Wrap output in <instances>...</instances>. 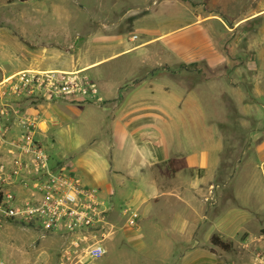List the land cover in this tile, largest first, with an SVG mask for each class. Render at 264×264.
<instances>
[{"label":"rangeland","instance_id":"1","mask_svg":"<svg viewBox=\"0 0 264 264\" xmlns=\"http://www.w3.org/2000/svg\"><path fill=\"white\" fill-rule=\"evenodd\" d=\"M259 1L0 0L1 72L67 71L46 67L68 65L72 57L77 59L76 65L79 67L91 57L88 47L82 46L83 41L85 45L87 41L101 43L92 36L93 33L94 36L104 35L102 43L107 46L103 56L105 60L92 70H68L88 75L100 90V100L10 98L7 103L22 102L24 109L27 105L36 106L41 103L47 107L57 103L58 110L49 109L46 113L53 118L51 124L60 123L56 127H64L66 114L76 123L72 122L70 138L55 133V126H48L47 134L40 140L54 158L51 162L57 167L67 168L66 172L77 173L98 189L105 187L106 181L118 178L114 171L118 163L112 161L108 153L106 158L100 157L101 153L108 151L101 146L98 124L101 126L100 131L106 128L109 130L113 113H103L110 106L102 96L97 80L120 78L127 72L145 68L147 65L142 63L143 59L158 53L161 55L160 47L170 35L179 33L180 37L187 39L191 34H204L207 28H211L217 33L219 48L233 61L230 65L233 69L251 62L250 66L247 64L248 74L233 80L226 79L223 67L210 73L203 65L178 63L174 53L166 47L165 63L159 62L148 70L153 73L164 71L166 103H193L194 96L198 102L199 97H205L201 98L203 101L200 104L203 103L202 107L210 111L202 113L205 119L215 118V122L208 127L213 133L218 132L221 162L218 175L204 185L202 195H198L194 201L200 206L199 213L205 216L206 224L201 229L202 239L207 240L211 225L220 218L226 216L230 220L235 214L250 218L245 229H239L231 241H225L231 243V249L219 250L216 258L220 264H252L255 254L264 248V182L260 171L264 159V74L262 78L257 77V60L262 50L258 30L261 19L247 22L243 26L244 31L239 27L229 32V28L236 20L246 17L249 8L252 7L250 12L257 8ZM198 17L203 18L204 24L198 26L199 23H195ZM88 33L91 34V40H86ZM76 36L78 40L75 46L70 47L69 43ZM119 39L125 49L146 40L150 42L145 48L117 54L125 50H120ZM262 47L264 49V39ZM162 81L155 79L156 87ZM207 84L213 86L211 91ZM172 85H181L183 92L178 94ZM200 85L204 87L199 89ZM229 86L239 92L234 93ZM167 113L170 118L176 117L173 115L176 111L169 110L165 112V119ZM55 114L59 120L53 117ZM195 114L193 111L186 112V130L193 135L197 128ZM112 188H116L114 183ZM182 193L185 195L188 191ZM113 197L118 213L113 212L112 205L106 204L111 222L109 229L113 234L104 242L106 254L103 257L94 260L72 257L69 260L63 256L69 241L66 234L45 233L37 227L12 222L4 223L0 228L2 257L8 264L183 263L185 257L182 253L185 251L179 248L175 239L168 238L165 222L160 219L153 205L148 204L150 209L141 210L144 221L141 229L137 230L128 227L126 218L120 213L126 203L124 197L116 190ZM103 200L107 203L105 197ZM173 201H165V214L194 213V209L185 207L187 201L175 205ZM128 204L136 209L135 204ZM173 251L176 254L172 256ZM192 259L193 256H188L186 264H190ZM79 260L82 263H78Z\"/></svg>","mask_w":264,"mask_h":264},{"label":"crops","instance_id":"2","mask_svg":"<svg viewBox=\"0 0 264 264\" xmlns=\"http://www.w3.org/2000/svg\"><path fill=\"white\" fill-rule=\"evenodd\" d=\"M251 8L248 9L249 13L246 17L233 22L229 32H233L239 27L244 31L243 26L247 22L256 18L261 19V22L258 23V30L260 32L262 50L261 56L257 60V77L262 78L264 74V49L262 47V40L264 39V0H260L258 7L253 9L252 12H250ZM195 23H199L198 26L204 24L203 18H196ZM93 34L92 36L101 43L87 41L85 45L83 41L82 46L88 47V52L91 56L83 65L78 67L76 65L77 59L72 57L68 65L48 66L46 69L92 70L95 65L105 60L103 56L107 47L102 43L105 40L104 35L94 36ZM178 34L170 35L166 38L165 44L160 47L161 55L158 53V55H150L145 60L143 59L142 63L147 65L145 68H139V71L135 70L131 73L127 72L121 75L120 78L114 77L108 80L106 77V79L99 78L97 80L101 94L108 100V105L110 106L107 109L105 108L103 113L107 114V111L113 113L112 127L109 130L106 128L100 131L101 126L98 124L101 134V146L108 151H105L104 154L101 153L102 156L99 154L100 157L106 158L108 153V157L118 163V166L115 164L114 169L118 178L106 181L105 187L99 188L100 196L102 199L103 197L107 199V206H113L114 213L115 211L118 213L113 197L115 190L124 197L126 203L135 204V208L139 213L137 230L141 229L144 221V215H142L141 210L143 208L150 209L148 204L153 205L160 219L165 222L168 238L175 239L177 241L176 244L180 246L179 248L185 251L182 253L185 257L182 264L188 262L187 257L190 255L193 256L190 264H220L216 257L219 254V250L223 251V249L212 243V237L216 235L223 241L228 239L231 241L239 229L246 228L250 218L245 219L240 214L232 215L230 220L229 218L226 219V216L220 218L211 225L207 240L206 238L202 239L201 229L206 224L205 216L199 213L200 206L194 201L198 195H202L204 185L219 173L221 159L219 157L220 149L218 143L220 140L218 132L214 131L213 133L212 129L208 127L210 126L209 124L215 122V118H204L202 112H208L210 109L202 107L203 103L202 105L200 104V101H203L201 98H205L202 95L203 92H196L202 95L198 98L199 102L194 96L193 103H182L179 101L166 103L164 71L153 73V71L149 72L148 69L153 68L159 62L165 63V47L174 53L178 63L203 65L210 73L215 72L217 68L223 67L226 79L230 78L233 80L234 78L243 77L245 73L248 74L247 64L250 66L251 62L243 63L244 65H241L240 69H233L230 66L233 61L219 48L217 33L211 28H207L204 34L197 33L194 36L191 34L187 39H183ZM90 35L88 33L86 40H91ZM77 37L69 43L70 47L75 46V42L78 40ZM130 40L133 41L132 38ZM121 42L119 39L118 46L122 48L120 50H124L125 48ZM149 42L150 40H146L117 54L145 48ZM147 52H150V50H147ZM253 63L255 62L253 61ZM17 72L19 71L6 74L0 71V82ZM240 72L241 74H239ZM155 79L164 81L158 84L159 87H156ZM180 86L172 85V88L177 89L178 94H181L183 91L182 86ZM207 86L211 91L213 86L210 84H207ZM203 87L204 85H200L199 89ZM229 88L236 94L239 92L233 90V86H229ZM258 88L259 90L262 89L260 86ZM3 92L4 89L0 87V108L6 105L9 114L4 118L0 117V131L1 129L3 131L8 129L10 131L8 136L18 133L20 130L18 120L24 115H30L38 119L40 127L39 140L47 134L48 126L56 127L58 124L60 125V123L51 124L53 118L46 114L49 109H51L50 111L58 110L57 103L47 107L41 103L36 106L27 105L25 110L22 102L7 103V100H10L11 97H4ZM231 94L233 93L231 92ZM165 110L176 111V113H173L176 117L170 118L167 113V119H165ZM215 110L217 111V109ZM187 111L196 113L194 115V119L197 122L195 135L186 130ZM199 112L200 114H198ZM53 117L59 120L57 114ZM72 122L76 123L66 114L65 126L60 128L53 127V130L62 137L70 138L69 131L72 128ZM6 153L7 146L0 143V158L4 157ZM82 180L85 184L93 186L87 183L84 178ZM113 183L116 185L115 190L112 188ZM183 191H188V193L184 195ZM168 200H174V205L181 204L185 200L189 205L185 207L194 209V213L190 215H180L171 212L165 214V201ZM171 254L173 256L176 252L173 251Z\"/></svg>","mask_w":264,"mask_h":264},{"label":"built area","instance_id":"3","mask_svg":"<svg viewBox=\"0 0 264 264\" xmlns=\"http://www.w3.org/2000/svg\"><path fill=\"white\" fill-rule=\"evenodd\" d=\"M4 97L63 100H100L97 84L83 72L24 70L0 82ZM1 97V96H0ZM7 106L0 117L8 116ZM19 131H0L7 153L0 158V228L6 222L37 227L45 233H64L67 259H99L106 254L105 240L113 234L109 210L100 190L87 185L67 168H55L38 138L39 121L30 115L18 120ZM264 182V160L260 164ZM128 227L137 228L138 211L128 203L121 208ZM113 226V225H112ZM78 263H82L79 260ZM0 264H8L0 252ZM252 264H264V248Z\"/></svg>","mask_w":264,"mask_h":264},{"label":"trees","instance_id":"4","mask_svg":"<svg viewBox=\"0 0 264 264\" xmlns=\"http://www.w3.org/2000/svg\"><path fill=\"white\" fill-rule=\"evenodd\" d=\"M23 1H25V0H23ZM40 100H42V99H40ZM49 155H50V159H51V160H52V159L54 160V158L52 157V155H51V154H49ZM51 163H52V165H53L55 168H59V167H57L56 165H54L53 162H51ZM211 241H212L213 244L219 246V247L222 248L223 250L229 251V250L231 249V243H230V242H225V241L221 240V239H220L218 236H216V235H214V236L212 237Z\"/></svg>","mask_w":264,"mask_h":264}]
</instances>
